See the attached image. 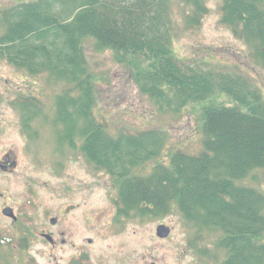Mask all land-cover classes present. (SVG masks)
<instances>
[{"label":"trees","instance_id":"1","mask_svg":"<svg viewBox=\"0 0 264 264\" xmlns=\"http://www.w3.org/2000/svg\"><path fill=\"white\" fill-rule=\"evenodd\" d=\"M175 1L187 8L180 14L185 29L199 26L208 13L206 0ZM218 1L219 25L264 70V0ZM172 6L171 0L18 2L0 12V59L66 87L54 101L57 142L79 146L88 164L113 180L118 215L158 217L176 207L205 237L217 234L211 243L224 253L219 264H264V192L254 186L256 174L264 175L263 95L240 71L176 57L172 41L179 25ZM88 40L95 51L109 52L158 109L180 114L187 106L203 105L201 152L171 151L160 163L164 130L110 135L94 116L96 75L87 61ZM218 94L228 103L213 101ZM12 104L24 112L26 129L41 115L35 97L18 96ZM145 163L155 165L146 175L135 174ZM12 242L0 235V248ZM198 255L207 261L211 250L203 247Z\"/></svg>","mask_w":264,"mask_h":264},{"label":"rangeland","instance_id":"2","mask_svg":"<svg viewBox=\"0 0 264 264\" xmlns=\"http://www.w3.org/2000/svg\"><path fill=\"white\" fill-rule=\"evenodd\" d=\"M28 1L34 0H0V12ZM171 2L173 21L179 25L172 41L175 56L206 68L213 65L228 72L240 71L264 98V70L249 58L243 43L219 25L220 2L206 0L208 13L193 29H185L180 20L187 8ZM2 31L0 24V34ZM92 44L88 40L85 50L96 75L94 116L106 123L110 135L149 128L164 130L167 143L160 163L167 162L171 151L190 155L201 152L198 116L203 105L187 106L180 114L158 109L138 92L127 71L114 63L109 52H97ZM65 88L46 74L30 76L0 59V162L4 157L13 162L8 171L0 168V235L21 239L22 222L28 217L29 227L37 230L45 217L54 216L60 220L58 229L63 233L57 241L66 243L52 250L34 235L30 248H15L13 242L1 247L0 264H28L30 257L33 264H54V258L61 264L78 254L88 256L86 264H219L224 253L211 243L217 234L205 237L182 220L176 207L158 217L118 215L113 180L88 164L79 146L71 148L57 142L58 127L51 121L55 97ZM18 96L35 97L42 105L41 115L28 125L30 132L21 124L24 112L12 104ZM213 101L228 103L221 94ZM31 132H35L33 137ZM154 165L142 164L134 173L146 175ZM256 176L259 184H246L262 186L264 192V175ZM4 208H10L22 222L13 224L2 215ZM158 225L170 229L168 237H156ZM25 236L31 237L28 232ZM203 247L211 250L207 261L198 255Z\"/></svg>","mask_w":264,"mask_h":264},{"label":"flooded vegetation","instance_id":"3","mask_svg":"<svg viewBox=\"0 0 264 264\" xmlns=\"http://www.w3.org/2000/svg\"><path fill=\"white\" fill-rule=\"evenodd\" d=\"M13 162L11 160H9L8 158L4 157L2 159V161L0 162V168L3 170H10L9 166L12 164ZM13 214V211H12ZM14 219L9 218L10 220H12L13 224H17V223H21L22 221H20V219L18 217H16L13 214ZM19 219V220H18ZM59 221L57 217L54 216H47L45 217V222L40 223L41 225L38 227L37 230H35L32 227H29L31 224V219L28 217L26 219V221H23V225H24V231H23V235L19 236V238L21 239H13V243L15 245V248H30L32 243H31V239L32 236L34 235H38L39 239L42 240L45 244H47L49 247H51L52 250H55V248L59 247L60 245H64L66 244L65 241L63 239L57 241V237L62 236L63 233L59 231L58 229V225H59ZM47 223V226H46ZM44 226V227H43ZM26 232L29 233V236L31 237H26ZM87 255L86 254H78L76 257H72L69 260L65 261L64 263L61 264H86V259H87ZM54 258V257H53ZM30 261L28 262V264H33L34 262V258H29ZM54 264H60L58 263L59 261L54 258Z\"/></svg>","mask_w":264,"mask_h":264},{"label":"water","instance_id":"4","mask_svg":"<svg viewBox=\"0 0 264 264\" xmlns=\"http://www.w3.org/2000/svg\"><path fill=\"white\" fill-rule=\"evenodd\" d=\"M2 215L14 219L12 210L10 208H4L2 210ZM169 233H170V229L165 225H158L155 229L156 237L159 239H164L168 237Z\"/></svg>","mask_w":264,"mask_h":264}]
</instances>
